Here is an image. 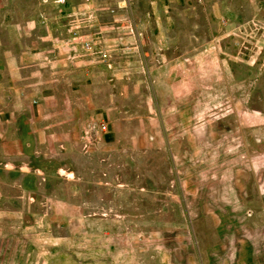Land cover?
<instances>
[{"label": "crops", "instance_id": "obj_1", "mask_svg": "<svg viewBox=\"0 0 264 264\" xmlns=\"http://www.w3.org/2000/svg\"><path fill=\"white\" fill-rule=\"evenodd\" d=\"M94 1L0 0V139L15 142L16 148H22L30 157L49 154L43 148L44 142L53 150L60 146L58 153L67 158L65 166L70 172L79 156L87 165L92 148L101 147L106 139L129 141L124 145L126 149L132 147L133 140L129 133L84 132L97 119L102 120L99 104L104 95L118 94L121 88L87 83L89 75L105 73L107 67L86 53L82 44H100L110 33L118 42L121 28L131 27L89 24V14L94 11L121 8V0L113 6ZM206 6L194 2L191 12ZM126 7L136 14L158 11L163 15L170 7L185 10L189 5L185 0L167 5L164 0H128ZM173 25L162 18L151 26L167 36L157 69L162 77L176 78V84L164 86L168 97L160 107L165 116L162 124L165 128L175 125L179 130L180 125L197 117L201 87L179 79L200 76L202 57H207L212 77L208 84L209 105L224 104L228 114L219 121L217 117L211 119L207 153L199 144H189L195 140L189 133L166 134L167 141L184 144L182 148L171 147L169 153L180 196L163 199L169 207L153 219L152 215L121 212L115 207V201L122 200V192L128 193V200L135 205L136 191L131 184L127 188L121 183L112 187L122 192L103 198L98 203L105 209L96 212L91 207L94 202L89 198V183L80 188V197L76 198L71 186L74 181L63 186L49 182L40 202L46 206L44 209L36 202L13 207L0 203V264H264V134L247 135L238 125L240 120H261L264 125V119L229 115L246 109L243 102L239 104L231 96L250 91L247 85L231 79L246 77V62L242 55L222 52L219 38L176 36L174 29L181 25ZM183 26L189 29L190 23ZM105 28L111 31L106 34ZM124 37L131 36L125 33ZM181 43L197 47L184 53L178 47ZM205 44L208 54L200 52ZM138 58L131 53L121 55L115 59V66L118 70L130 68ZM89 93L94 94L91 105ZM184 93L197 95L190 99ZM148 140L155 141L156 136L145 134ZM205 155L207 163L202 159ZM16 156L20 154L12 155ZM35 167L40 172L46 167L49 172L59 169L54 162L46 165L38 161Z\"/></svg>", "mask_w": 264, "mask_h": 264}, {"label": "rangeland", "instance_id": "obj_2", "mask_svg": "<svg viewBox=\"0 0 264 264\" xmlns=\"http://www.w3.org/2000/svg\"><path fill=\"white\" fill-rule=\"evenodd\" d=\"M99 1L110 6L116 2V0ZM185 1L189 5L185 10L167 7L169 9L163 15L158 11L153 14L133 13L129 7H126L128 0H121L120 11L105 8L103 11H94L89 14L88 19L91 20H89V24L104 23L103 25L111 26L119 23L121 26L131 27L121 28L122 38L118 42L112 40V33H110L111 36L107 37L106 41H100L102 44L99 42L90 44L92 48L96 47L97 50L94 48L92 50L84 49L86 53L93 54L107 67L105 73L98 71L89 75L87 83L90 85L115 84L121 88L118 94L104 95L105 99L99 104L100 119L102 120L97 119L95 125L88 126V130L84 132H95L96 134L129 133L133 135V140L130 142L132 147L126 149L128 147L124 146L129 141H108L106 139L102 142L101 147L92 148L87 165L85 158L79 156L73 163V172H70L69 166H65L67 158L58 153L60 146H56V151L49 146L48 142H44L45 147L43 148L49 154L30 157L22 148L17 149L15 142L6 143L0 139L1 204L13 207L20 203L32 205L36 202L38 207L44 209L46 206L40 202L44 198L43 194L49 189V182L63 186L62 184L74 181L75 183L71 185L74 190V197H80L82 191L80 188L89 183L91 186L88 191L89 198L94 202L91 207L94 209L93 211L103 212L105 208L98 202H102L103 198L107 199L113 193L118 195L122 192L112 188L121 183V186H124L122 188H127L129 184L135 187L136 201L134 205V201L128 200L129 194L122 192L120 194L121 204L117 200L115 201L117 204L114 203L119 211L127 212L130 210L132 213L148 214L152 215L153 219L158 218L162 212H166L169 206L167 207L163 203V199L177 195L176 183H178L169 153L171 147H184L180 141H167L166 134L189 133L191 139H195L190 140L189 144L195 147L199 144L201 150L207 153L211 119L217 117L219 121L225 113L227 116L228 114L224 109V104L222 107L219 104L216 107L209 105L208 84L212 77L209 75L207 67L208 59L202 57L200 76L196 74L186 75L179 79L181 82L184 80V84L194 85L195 88L196 86L201 87L202 93L198 94L200 107L195 114L197 117L193 121L187 120L185 124L180 125L179 130L175 125H169L165 128L162 124L164 110L161 111L160 107L161 103L168 97L164 86H167L168 83L176 84V78L162 77L159 69H157L160 64L159 56L166 49L165 38L167 36L163 31L151 26L162 18L167 19L171 27L174 26L173 24L181 25L180 28L174 29V32L177 30L176 36L183 37L189 34L206 38L217 37L220 40L218 41V48L222 52L242 55L247 65V69L243 68L246 77H233L231 79L238 80L237 83L243 86L247 85L250 91L231 94L235 97L234 101L239 104L243 102L246 109L241 112L237 110L239 111L237 113L233 111L229 115L233 114L237 118L247 117L249 119L251 116L257 115L259 120L264 119V0ZM94 2L96 3V0ZM175 2L182 4V0H164L166 5L167 3L176 4ZM194 2L206 3L207 6L197 12H191ZM188 19L193 21L189 22ZM142 23L148 24L150 28H143ZM183 23H190L189 29L185 28ZM105 29L106 34L111 31L108 30L110 28ZM171 31L169 30V35L172 36ZM125 33L131 37H124ZM179 45V50L184 53L192 52L197 47L189 43ZM99 49L104 50V56H101L100 51L102 50ZM208 51L207 44L201 46L200 52L208 54ZM128 53L141 57V59L138 58L135 65L130 68L118 70L115 66L117 64L115 59L121 55H128ZM151 54H155L156 57L151 58ZM93 95V93L88 94L90 105L93 103ZM182 95L193 99V96L196 97L197 94L184 93ZM113 96L117 98V101L113 99ZM227 106V110L230 109V103ZM258 122L251 123L240 120L238 125L247 135L258 132L263 135L264 125L260 124L261 120ZM145 134L156 136V140L145 141ZM140 148L149 150L144 151ZM14 154H20V156L12 157ZM202 159L204 163H207V155L202 156ZM38 161L46 165L54 162L59 166V169L56 172H49V167H46L40 172L35 167ZM102 186L104 187L98 188ZM98 196L101 201H99ZM129 202H131L130 205ZM142 218L144 217H140L141 220H143Z\"/></svg>", "mask_w": 264, "mask_h": 264}, {"label": "built area", "instance_id": "obj_3", "mask_svg": "<svg viewBox=\"0 0 264 264\" xmlns=\"http://www.w3.org/2000/svg\"><path fill=\"white\" fill-rule=\"evenodd\" d=\"M58 1H60V0H58ZM82 47H83V49H85V50H89V49L92 50L93 48L97 50L96 47H93V48H92V46H91L90 44H88V43H83V44H82ZM99 50H102V49H99ZM100 54H101V56H104V55H105L104 50L100 51Z\"/></svg>", "mask_w": 264, "mask_h": 264}]
</instances>
